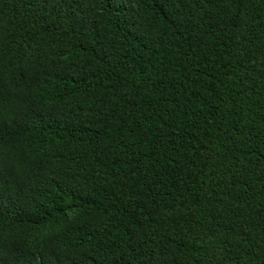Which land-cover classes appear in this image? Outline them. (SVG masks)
<instances>
[{
	"label": "trees",
	"instance_id": "obj_1",
	"mask_svg": "<svg viewBox=\"0 0 264 264\" xmlns=\"http://www.w3.org/2000/svg\"><path fill=\"white\" fill-rule=\"evenodd\" d=\"M0 264H264V0H0Z\"/></svg>",
	"mask_w": 264,
	"mask_h": 264
}]
</instances>
